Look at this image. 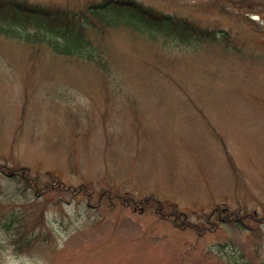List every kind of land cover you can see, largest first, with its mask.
Wrapping results in <instances>:
<instances>
[{
  "label": "rangeland",
  "instance_id": "374dc122",
  "mask_svg": "<svg viewBox=\"0 0 264 264\" xmlns=\"http://www.w3.org/2000/svg\"><path fill=\"white\" fill-rule=\"evenodd\" d=\"M138 1L231 29L240 50L100 30L98 71L0 35V212L27 231L25 207L42 215L30 249L0 216V264L264 258V6L238 8L251 28L212 0Z\"/></svg>",
  "mask_w": 264,
  "mask_h": 264
},
{
  "label": "trees",
  "instance_id": "16d2710c",
  "mask_svg": "<svg viewBox=\"0 0 264 264\" xmlns=\"http://www.w3.org/2000/svg\"><path fill=\"white\" fill-rule=\"evenodd\" d=\"M208 5L221 14L236 15L237 19L253 28L254 19L238 8L264 6V3L259 0H212ZM116 28L131 29L142 39L164 48L188 51L210 45L235 53L240 50L231 29L219 24L211 25L203 19L163 12L138 0H81L72 4L0 0V35L4 38L26 43L35 53L48 49L65 62L91 63L98 71L104 69L102 66L106 64L103 61L106 49L100 38L98 42L95 36L100 30H107L104 35ZM144 203L148 206L151 200L146 198ZM25 208L26 216L30 219L28 231L21 225L17 212L8 215H5L7 211L0 212V216L6 220L3 230L7 233L10 231L7 235L16 249L31 248L37 239L33 234L34 225L42 221L40 213L36 211L33 214L31 207ZM222 218L226 222L234 221L242 228L248 227L239 222L240 217L239 221L231 218L230 214H224ZM260 264H264V258Z\"/></svg>",
  "mask_w": 264,
  "mask_h": 264
}]
</instances>
